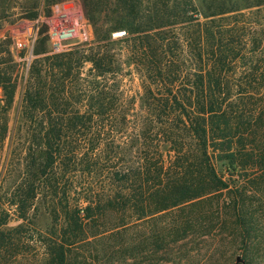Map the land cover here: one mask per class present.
Masks as SVG:
<instances>
[{"label": "trees", "instance_id": "1", "mask_svg": "<svg viewBox=\"0 0 264 264\" xmlns=\"http://www.w3.org/2000/svg\"><path fill=\"white\" fill-rule=\"evenodd\" d=\"M80 2L92 43L35 49L21 95L9 202L54 221L45 264H70L87 236L117 251L135 220L264 173V0ZM4 225L0 251L14 241Z\"/></svg>", "mask_w": 264, "mask_h": 264}, {"label": "rangeland", "instance_id": "2", "mask_svg": "<svg viewBox=\"0 0 264 264\" xmlns=\"http://www.w3.org/2000/svg\"><path fill=\"white\" fill-rule=\"evenodd\" d=\"M62 8L77 27L75 33L57 37V42L53 31ZM122 33L114 31L111 37ZM93 39L80 0H0V124L5 121L7 127L0 143V221L14 238L0 251V264H45L43 248L56 230L41 208L26 221L9 202L26 145L21 95L34 50L58 53ZM54 42L63 50L57 51ZM88 66L85 63L83 70ZM12 85V100L6 102L4 87ZM229 177L224 173L225 179ZM232 177L244 182L239 194L220 189L135 220L117 251L87 236L88 242L75 245L70 264H264V173L246 169Z\"/></svg>", "mask_w": 264, "mask_h": 264}, {"label": "built area", "instance_id": "3", "mask_svg": "<svg viewBox=\"0 0 264 264\" xmlns=\"http://www.w3.org/2000/svg\"><path fill=\"white\" fill-rule=\"evenodd\" d=\"M57 22L55 24V27H54V36L53 38H57V37H61L65 34V32H68V33H75V29L77 27L74 26L75 24L72 23L70 21V19L67 17V14H66V9L65 8H62V9H59L57 11ZM65 30H68V31H65ZM57 42H58V38H57ZM55 45L56 42H54ZM61 48L59 45H57L56 47V50L59 51V50H63V49H59Z\"/></svg>", "mask_w": 264, "mask_h": 264}, {"label": "bare ground", "instance_id": "4", "mask_svg": "<svg viewBox=\"0 0 264 264\" xmlns=\"http://www.w3.org/2000/svg\"><path fill=\"white\" fill-rule=\"evenodd\" d=\"M65 6V5H64ZM66 7V6H65Z\"/></svg>", "mask_w": 264, "mask_h": 264}, {"label": "water", "instance_id": "5", "mask_svg": "<svg viewBox=\"0 0 264 264\" xmlns=\"http://www.w3.org/2000/svg\"><path fill=\"white\" fill-rule=\"evenodd\" d=\"M123 32V31H122Z\"/></svg>", "mask_w": 264, "mask_h": 264}]
</instances>
